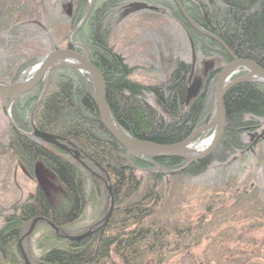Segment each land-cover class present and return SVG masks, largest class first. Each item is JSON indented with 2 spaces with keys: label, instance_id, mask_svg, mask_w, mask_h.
<instances>
[{
  "label": "trees",
  "instance_id": "obj_1",
  "mask_svg": "<svg viewBox=\"0 0 264 264\" xmlns=\"http://www.w3.org/2000/svg\"><path fill=\"white\" fill-rule=\"evenodd\" d=\"M46 1V28L52 30L56 24L64 23L61 41L69 47L68 33L82 19L89 2ZM179 2L198 26L220 38L235 56L264 68V0ZM144 9L165 12L179 24L194 52L212 59L216 66L212 68L211 63L205 64V75L201 79H192V65L176 60L166 81L145 85L132 80L130 77L136 67L129 65L122 53L115 51L110 38L115 24L128 14ZM7 18L11 19L10 16ZM6 26L0 27V48L12 35L13 26ZM72 41L87 49L90 61L102 73L106 102L119 124L133 137L156 143L180 142L208 121L217 73L231 61L229 53L218 41L186 20L175 0H94L84 24L73 33ZM33 60L28 59L15 68L9 82L17 80ZM3 62L0 56L1 73L12 69L13 59L8 65ZM242 74L244 72L240 71L233 78ZM44 81L43 77L10 106L13 124L22 131L30 130L29 112ZM147 94L157 100L164 113L148 102ZM0 98L7 101V97ZM224 106L225 127L212 156L172 174L150 171L149 168L157 166L178 169L185 160L175 156L144 159L131 156L132 165L129 164L123 146L106 131L99 119L88 75L70 68L55 69L34 113V124L38 130L56 135L78 150L80 158L100 174L92 175L89 166L83 167L71 154L58 147L23 136L10 123L5 148L10 147L32 176L39 164L46 166L61 184L64 194L60 198L51 197L37 184L23 202L12 206L0 226V264H25L18 241L35 217L43 220L36 223L30 234L32 237L39 231L35 242L40 253L35 258L31 256L32 264H186V261L188 264H256L257 255L253 253L259 246L250 232L264 224V217H253V221L250 218V223L244 220V230L239 229L240 232L228 233L225 228L215 237L209 232V226L215 224L216 205L222 208H216L219 213L224 210L221 199L217 204L208 202L207 213L192 224L170 222L161 214L163 194L160 186L169 182L167 177H197L209 170L211 159H217L221 162L217 174L228 180L229 171L235 164V158L231 160V157L245 147L241 134L259 121L264 122V84L242 82L232 86L224 96ZM136 171H145L147 175L144 192L138 198L135 195L143 186V177ZM101 181H107L112 192L113 209L109 219L103 226L100 221V225L84 238L66 239L64 234L77 235L94 227L89 226L82 232L77 227L91 199L93 219L100 220L105 206ZM244 194H236L232 205H248L246 211H253L255 204L249 198L247 201ZM217 197H220L218 193ZM241 219H229L230 230L236 229ZM46 221L56 226L59 233L56 234ZM203 243L206 246L203 252L213 250V253L204 261H196L194 249Z\"/></svg>",
  "mask_w": 264,
  "mask_h": 264
},
{
  "label": "rangeland",
  "instance_id": "obj_2",
  "mask_svg": "<svg viewBox=\"0 0 264 264\" xmlns=\"http://www.w3.org/2000/svg\"><path fill=\"white\" fill-rule=\"evenodd\" d=\"M46 2V0H0V27L13 26L11 38L5 41L3 47L0 48V56L6 65L10 60L13 59L14 61L11 70H4L3 74L0 72L1 82L9 83L12 71L24 61L34 59L27 66L29 67L39 57L54 49V46H59L57 48L66 47V43L62 44L61 41L64 36L62 30L64 23L56 24L52 30L46 28L45 19L48 17L45 14ZM7 13H11V15ZM8 16H10V20H8ZM110 44L116 52L124 55L129 65L136 67L130 78L145 85H154L166 81L176 60L192 65L194 71L192 79L196 77L201 79L205 75L207 72L205 64L211 63L212 68L216 66L212 59L201 57L197 51L194 52L179 24L167 16L165 12L144 9L128 14L119 24L114 25ZM146 99L151 105L163 112L162 107L151 94H147ZM212 100L213 94L211 102ZM6 102L0 98V226L4 216L10 212L12 206L23 202L29 194L34 192L37 184H40L51 197L60 198L64 194L61 184L46 166L39 164L35 170V175L32 176L18 161L10 147L5 148L7 130L10 124L5 109ZM9 114L11 115L10 108ZM258 125L259 130H264L263 121H259L256 126ZM211 132L212 130L208 131L203 140L209 138ZM199 136L200 133L194 139ZM262 143L263 146L258 144L254 147L253 152L236 153L231 157V160L235 158V164L229 171L228 180L217 174L221 168V162L217 159H211L209 170L197 177L185 179L167 177L169 182L166 181L160 186L163 194L162 218L168 217L170 222L178 221L181 225L192 224L205 215L204 213H207L206 204L208 202L217 204L221 199L225 206L224 210H220L219 213V209L222 208L220 205H216V208L219 207V209L215 208L214 210L215 224L209 226V232L216 237L225 228L228 233L240 232L239 229L244 228V220L250 223L251 219L253 221V217H264V189L260 186V184L264 186V140ZM212 154L213 152L207 157L212 156ZM80 159L84 164L83 167L89 166L92 175L100 174L86 161ZM136 174L143 177V186L135 195L138 198L144 192L147 175L145 171H136ZM106 184L109 185L107 181H101L102 191L105 195V206L99 222L102 221L109 207ZM246 190L248 192L244 194L243 191ZM215 191L217 192L215 193ZM217 193L220 197L216 198ZM238 193H243L246 200L249 198L255 204L253 211H246L249 208L248 205H232L236 200L234 196ZM93 210L94 203L91 199L77 223L81 232L89 226L95 225ZM229 219H241L242 222H237L236 229L230 230ZM29 227L30 224L28 229ZM30 234L28 236H24V234L20 244L32 264L31 256L35 258L40 253L35 242L39 231H36L32 237ZM250 235L259 246V249L253 253L257 255L256 264H264V224L253 228ZM205 248V243H203L194 249L196 261H204L213 253V250L203 252ZM214 250H219V248ZM187 262L186 264H188Z\"/></svg>",
  "mask_w": 264,
  "mask_h": 264
},
{
  "label": "water",
  "instance_id": "obj_3",
  "mask_svg": "<svg viewBox=\"0 0 264 264\" xmlns=\"http://www.w3.org/2000/svg\"><path fill=\"white\" fill-rule=\"evenodd\" d=\"M181 13L186 18V20L198 31L210 36L211 38L218 41L229 53L231 61L226 63L221 67L217 74L211 111L209 114V119L206 124L200 128L194 130L187 138L180 142L176 143H156L147 140H142L133 137L130 135L115 119L110 107L106 102V85L105 79L99 69L90 61L89 54L87 49L81 45L74 43L72 41V35L75 33L85 22L88 17V14L93 6L94 0H88V8L83 15L79 23L68 33V45L69 47L63 48H54L48 51L43 56L39 57L32 65L27 67L12 83H4L0 81V97H7L8 100L5 105L7 112V117L12 125L13 121L11 115L9 114V108L14 100L23 93L31 90L36 86L41 79L44 77V85L39 94V97L33 107L29 112V133L21 132L27 137H34L39 141L45 142L47 144L53 145L60 148L61 150L71 154L73 158L79 161L82 165L83 162L80 159V152L72 147H69L62 138L40 131L36 128L34 124V113L41 104L45 92L48 88L50 82V76L52 72L57 68H70L88 75L91 85L92 93L95 100L96 109L99 115V119L106 129V131L119 143L123 146L125 150V158L129 164L132 165L131 156L144 159V158H159V157H179L185 160V164L178 169H166L162 166H157L154 168H149L150 171H161L166 174H172L179 172L187 168L190 164L195 161H199L207 157L217 146L224 127H225V106H224V96L229 88L232 86L242 83V82H254L264 84V68L259 66L257 63L249 59H241L235 56L228 46L217 36L209 33L205 29L198 26L186 13L179 0H175ZM34 68L32 73L27 76L26 72ZM244 71L245 74L242 76L231 79V77L240 72ZM15 129L20 131L15 125ZM212 130L209 144L200 151H196L194 145L203 140V137L208 131ZM200 133V136L197 139H194L195 136ZM109 195V207L102 219L103 226L109 219L112 209H113V197L110 186L106 184ZM40 220H43L42 217H35L30 223V227L24 236H28L36 223ZM47 224L55 231L56 234L59 233V229L54 226L50 221H46ZM95 230V229H94ZM93 229H88L87 231L77 234V235H63L68 240H79L85 236L91 234ZM23 238V237H22ZM21 238L18 241L19 250L23 261L25 264H31L27 255L25 254L21 244Z\"/></svg>",
  "mask_w": 264,
  "mask_h": 264
},
{
  "label": "flooded vegetation",
  "instance_id": "obj_4",
  "mask_svg": "<svg viewBox=\"0 0 264 264\" xmlns=\"http://www.w3.org/2000/svg\"><path fill=\"white\" fill-rule=\"evenodd\" d=\"M225 65V64H224ZM10 83V82H9ZM8 100V98H7ZM207 123V122H206ZM205 123V124H206ZM14 126V125H13ZM18 128V127H17ZM259 125L256 126H252V129L247 130L245 132H243L241 134V139L243 140V142L245 143V147H243L241 150L238 151L239 154H244V153H250L253 152L254 147L259 145L263 146L262 141L264 140V130H259ZM19 129V128H18ZM20 131H18L19 133L24 132V133H29V131H22L21 129H19ZM256 130V132H255ZM22 134V133H21ZM23 135V134H22ZM25 136V135H23ZM27 137V136H25ZM34 138V137H33ZM36 139V138H35ZM219 143V142H218ZM218 145V144H217ZM217 147V146H216ZM216 147L214 148V150L216 149ZM213 150V151H214ZM212 151V152H213ZM252 187V185L250 186V188ZM245 193H247L248 191H243ZM101 222H96L95 225H93L94 227H92L91 229H95L100 225Z\"/></svg>",
  "mask_w": 264,
  "mask_h": 264
},
{
  "label": "bare ground",
  "instance_id": "obj_5",
  "mask_svg": "<svg viewBox=\"0 0 264 264\" xmlns=\"http://www.w3.org/2000/svg\"><path fill=\"white\" fill-rule=\"evenodd\" d=\"M210 37V36H209ZM33 69L34 68H31L30 70H28L27 72H26V75L27 76H29L31 73H32V71H33ZM244 72V71H243ZM239 73V72H238ZM218 74V73H217ZM237 74V73H236ZM236 74H234V75H236ZM244 74H245V72H244ZM233 75V76H234ZM243 75V74H242ZM242 75H239V76H242ZM233 76L231 77V79H234L233 78ZM239 76H237V77H239ZM217 78V77H216ZM236 78V77H235ZM215 86V85H214ZM209 142H210V139H208V140H204V141H201V142H199V143H196L195 145H194V149L196 150V151H200V150H203L208 144H209Z\"/></svg>",
  "mask_w": 264,
  "mask_h": 264
}]
</instances>
